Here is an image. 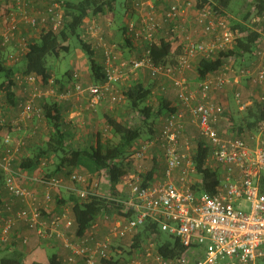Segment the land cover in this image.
Wrapping results in <instances>:
<instances>
[{
	"label": "built area",
	"instance_id": "obj_1",
	"mask_svg": "<svg viewBox=\"0 0 264 264\" xmlns=\"http://www.w3.org/2000/svg\"><path fill=\"white\" fill-rule=\"evenodd\" d=\"M173 1L163 21L159 22L155 12L144 11L145 7H154L150 0H133L134 9L143 18L140 25L128 24L129 37L134 42L145 44L144 51L137 58H124L107 40L96 19L86 21L83 37L101 51L106 81L85 87L80 82V75L75 74L70 88L59 93L52 87L38 88L42 83L34 75L18 77L24 96L19 103L20 116L15 123L20 128L26 121L43 117V110L36 105L37 99L54 97L58 101L75 99L79 102L86 94L87 110L96 111L104 99L112 103L122 102L123 96L117 87L132 73L147 70L154 80L166 77L172 82L171 87L175 89L181 106L166 118L155 136L137 141L131 149L139 168L151 151L158 150L166 161L164 179L146 181L140 174L124 177L120 183L123 188L119 189L124 199L109 197L118 212L109 226L110 238L96 239L99 224L95 222L83 237L72 241L60 231L68 219L67 215H54L45 220L38 196L24 188L20 179L37 182L50 190L65 189V181L63 178L50 181L30 178L15 170L16 156L25 148L26 141H17L8 134L4 137V149L0 151V171L5 174V186L11 196L26 202L31 211L19 212L17 219L6 220L1 231L2 243L9 241L16 220H20L40 238L55 236L62 241L69 255L62 259L61 264H100L111 255L112 240L131 239L132 248L138 229L152 223L165 234L179 238L188 254L176 260L166 259L150 239L141 245V251L122 259L119 264H264V124L257 133L246 138H222L215 125L225 117L226 109L210 98L213 91H223L233 81L239 82L244 78H250L253 84L264 88V48L256 51L255 55L262 63L255 70H235L234 63L238 59L229 57L221 70L208 75L197 84L196 91H191L186 73L192 70L193 62L198 57L212 59L230 50L239 32H235L230 21L220 17L210 5L199 8L198 0ZM0 7V20L4 23L0 45L17 48L16 53L8 55L13 64L18 63L28 49L29 37L23 33L24 28L38 31L45 27L57 34L64 27V0H0ZM169 21L170 30L165 32V37H170L173 42L178 40L176 44L182 47V53L176 65L156 66L151 60L150 49L159 43L158 33ZM161 90L165 93L167 88L161 86ZM235 99L242 106L240 92L235 94ZM259 99L264 101V96ZM4 124L5 121L0 119V125ZM187 124L195 125L200 136L209 143V167L224 169L221 187L215 195L200 194L194 189V177L197 175L193 161L195 149L193 139L185 137ZM100 179L108 181L106 177ZM90 180V174L80 172L70 177L71 182L80 186L77 194L82 201L102 195L99 190L101 181L96 179L90 184ZM47 199L50 200L49 195ZM245 202L250 204V212L244 210ZM197 247L200 250H195Z\"/></svg>",
	"mask_w": 264,
	"mask_h": 264
},
{
	"label": "trees",
	"instance_id": "obj_2",
	"mask_svg": "<svg viewBox=\"0 0 264 264\" xmlns=\"http://www.w3.org/2000/svg\"><path fill=\"white\" fill-rule=\"evenodd\" d=\"M117 1L81 0L75 2L72 0H64L65 22L63 29L56 34L48 28L43 27L37 39H29L28 49L18 63L13 64L8 61V55L13 53L14 50L12 49L13 45L6 48L0 45V92L4 95V99L9 107L18 108L20 101L23 100L22 97L18 101L16 97L17 86L18 84L20 85L18 77L34 75L41 81L43 86L49 85L54 80V85L59 87V93H64L67 88H70L74 80V75L78 73L75 72L71 75L70 72H67L62 77L56 78L53 69L48 64V60L54 54L58 55L60 52L69 53L74 41L88 58L89 71L93 82L96 85L104 83L106 81L104 64L99 58L97 47L84 39V25L88 20H97L100 16L115 13ZM150 1L154 7L152 9L145 7L144 11L152 10L155 12L157 21L162 22L174 1L158 0L164 4L160 16H158L157 0ZM198 1L199 8L210 5L220 17H226L230 21L231 28L235 32H239V36H237L235 44L230 50L221 52L212 59L202 57L196 59L198 60L195 69L196 74L198 78L204 80L208 75L221 70L229 57H236L238 60H241L256 54L258 49L257 40L264 36V0H251L249 5L250 9L248 8L247 13L243 15V22H236L231 18L230 12H234V9L231 8L233 0ZM129 4L134 6L133 2L130 3L129 1L126 5L128 6ZM133 6L132 8L134 10ZM256 19H258V22L254 21ZM170 23L171 21L167 22L165 24L167 28L164 27L158 33L159 43L153 44L150 49L151 60L156 66H174L176 65L177 58L182 53V47L176 44L179 42L178 40L173 42L170 37H165V32L170 30L168 27ZM249 23H252V27L260 33L258 34L250 29L248 26ZM128 31V26L123 27L124 37L127 38L124 40V43L127 44L126 41H128L132 45L134 39L129 37ZM25 35L27 34L25 33ZM202 39L205 40L206 38L203 37ZM65 79L69 81L67 82L68 84L63 82ZM82 85L84 86L85 84L83 83ZM152 96V85H147L143 80L131 84L124 90L123 99L133 111L137 112L142 123L137 126H130L129 124L118 121L115 116L107 115L106 121L112 137L106 141L100 139L98 145L91 144L80 149L72 148L67 144L69 135L65 131L64 116L58 103L49 101L44 103L43 108L39 107L43 110V118L51 127V138L44 147L39 148L34 154H27L19 160L16 159L13 165L14 169L17 166V171L19 172L37 173L45 158L54 157L56 159L54 161L56 164L54 170L45 175H41L42 179L46 181L61 177L69 180L75 172H80L85 175L87 172L91 175L90 184L96 179L103 177H106L110 182L111 195L102 194L103 196H91L87 201H82L80 198L75 201L72 210L77 226L76 236L83 237L102 214L110 212V209L115 207V203L109 200V197L111 199H124V196L118 189V185L131 172L135 175L140 174L146 181L158 178L156 171H145V165H142L141 168L137 167L136 170L131 169L133 167V161L128 160L132 146L137 141L150 139L159 132L157 131L158 118L166 120V118L178 110L164 96L157 97L158 104L157 108H155L154 104L150 103ZM263 124L264 101L258 98L234 118L233 135L246 138L251 134L257 133ZM6 125H8L6 121L4 125H0V135L5 130L4 127ZM9 128L11 129V127ZM116 139L118 140L116 141ZM209 154L210 147L208 144L205 141H200L196 145L193 156L199 180L195 183L194 189L200 194L208 193L215 195L218 193V188L221 185V178L217 170L209 167L207 163ZM262 186L264 188V175L262 177ZM2 203L3 201L0 198V210ZM2 220V215L0 214V223ZM150 239L155 242L157 251L166 259L176 260L189 252L179 238L165 234L157 224L152 223H148L146 226L138 229L132 248L139 252L141 251V245ZM198 249L197 247L195 250ZM126 252V249L120 246L117 248L113 246L109 258L100 261V264H119L122 259H126ZM128 254L129 256L133 255L129 251ZM1 262L2 264H24L12 259H5ZM33 264L44 263L34 262ZM49 264H61V260L57 257H52L49 259Z\"/></svg>",
	"mask_w": 264,
	"mask_h": 264
},
{
	"label": "crops",
	"instance_id": "obj_3",
	"mask_svg": "<svg viewBox=\"0 0 264 264\" xmlns=\"http://www.w3.org/2000/svg\"><path fill=\"white\" fill-rule=\"evenodd\" d=\"M130 11H132V12H130ZM247 11L248 10L242 11V13L240 15V22H243V15H245L247 13ZM125 12H126L125 21H127V23L129 21L131 22V19L137 25H140L142 23L141 20L143 17L140 16V14L137 11L133 10L132 4H129L128 6L126 5ZM113 16H114L113 14H110L107 16H100V17H98V19L96 21H98L99 24H101L100 26L102 27V29L107 33V35H109V38L106 37V38H108V40L112 39L113 41H115V40L120 39V38L123 39V43H122V45H120L119 51L123 54L124 58L127 59L128 57L133 56V55L136 56L137 53H140L144 49L145 44H141V43H138L136 41L133 42L132 45H130V43H128V41H126L127 44H125L124 40H126L127 38L124 37L125 33L123 32V27H125L126 24L123 26L122 25H115L116 22L113 23V21H115L114 20L115 18ZM257 20H254V21L258 22ZM3 25H4V23L0 20V26L2 27ZM248 26L250 29L254 30L256 33H258V34L260 33L259 31H256V29L254 27H252V23H249ZM26 29L30 30L29 27H26V28H24V31ZM38 31H40V30H38ZM38 31H37V35H35L36 39L39 37V34H40V33H38ZM257 48L258 49L264 48V36H262V38L257 40ZM0 49H1V47H0ZM98 51H99V58L101 59V61L104 64V59H103L102 53L100 50H98ZM197 61L198 60H195L193 62L192 70L188 71L186 73V78L188 80L191 91H193V92L197 90V84H199L202 81L200 78H198V76L196 74L195 69H196ZM260 63H262V62L259 59H257L256 55H253V56L245 57L241 60H238L234 64L237 66H240L242 68H249L251 70H255ZM85 70L86 71H84V68H82V70L78 71V72H80L79 74L82 77V82L85 84V86H88L89 84H91V85L95 84L93 82L92 76L90 74L89 67H86ZM78 72H76V73H78ZM72 74L73 73H71V75ZM249 79L250 78H244V79H241L239 82L233 81L223 91H213L210 94V98L212 100H214L213 102H216V103L223 105L226 109L225 117L223 119H221L220 122L215 125V129L217 130L219 136L222 138L234 137V135H233V133H234V131H233L234 130L233 129L234 118H236L239 113L243 112L247 107H249L255 99L260 98V96H259L260 92H258V90L254 89V92H247V90L249 91L251 89L250 85H252V83H253V82L251 83V81ZM63 82L67 83L69 81L67 79H65ZM171 86H172V82H171ZM252 86L256 87L255 84H253ZM257 88L259 89V87H257ZM171 89H173V90L170 92V95H168L167 98H168V100H170L172 102V104L174 106H176L177 108H180L181 103L177 97V93L173 87ZM241 90H244L246 92V94H244V96H242V106L237 104L236 99H235V94L237 92H241ZM263 90H264V88H263ZM16 93H17V96H16L17 100L18 101L21 100L23 97V90L19 84L17 86ZM42 100H43V102H42ZM42 100L36 101V105L38 107L43 108L44 103L51 101V99L49 100V98H45ZM74 101H75V99L58 101V100H56V98L53 101V102L58 103V105L62 111V114L64 116V128H65L66 132L67 131L69 132L68 133L69 137L71 136V131H70L72 129L71 123H74V121H71V120L74 119L75 116H78L81 114V112L79 113L77 110H74V108H75L74 107V105H75ZM85 104H86V102H85ZM100 110L102 112H104L106 109L104 107V108H101ZM99 114H101V115L103 114L102 116L104 117V119L106 121V117L108 114L107 110H106V112L99 113ZM19 116H20V111L18 110V108L9 107V105L7 104V102L4 99V95L0 92V119H3L6 121V123H8V125H6V127H4L5 130H3L1 132V135H0V151H3V149H4V145H3L4 137L8 134H10L16 140L23 139L26 141V139H28V141L26 143L31 144L30 145L31 147H34V145H37V146L41 145V143L39 142V138H40L39 136L43 135L41 132L42 126L44 124L47 127L49 126L47 121L44 118H41L42 120L38 119V118H33L32 120H29V121L22 123L20 128H19L18 126H15V123L18 120ZM90 117H93L92 114L90 115ZM94 119H92L90 121V122H92L91 131H92V129H96V127L98 126V123L102 122V121L96 122V119L95 120ZM40 123H41V125L43 124L41 127H40ZM190 126H191L190 124L186 125V127H187L186 131ZM9 127H11V129ZM194 127H195V125H194ZM195 128L197 129V127H195ZM31 130H32V133H29ZM38 130H39V136L37 134ZM186 131H185V137L190 138L186 135ZM197 131H198V129H197ZM94 133H95L94 145H98V142L100 140V133H98L97 131H95ZM36 134H37V136H34ZM198 135H199L198 139L192 138L193 139V145H197L200 141H205L209 146V143L200 136L199 131H198ZM47 142H48V139H47ZM22 154H21V156H24L27 154L29 155V154H31V151L29 150V148H27L25 150V154L24 155H22ZM16 159L19 160L20 158L18 159V157L16 156ZM207 163H208V160H207ZM141 165H145V168H144L145 171L154 170V171H156L158 178L164 179L165 171L167 168L166 161H165L163 155L160 152H158V150L151 151L149 153V156L147 157L146 161L141 163ZM215 170H217L219 172L220 178L222 181L223 176H224V170L220 167L218 169L215 168ZM39 172L30 173V172H23L22 171L20 173L22 175L30 177V178H34V177L42 178ZM86 174H88V173L86 172ZM196 180H194L195 183L198 182V179H196ZM69 181H70V179H69ZM20 182L24 188L28 189L29 191L35 193L38 196L39 201L41 203V212H42V215H43L45 220H47L48 218H50L54 215H59V214L65 213L67 215L68 219L65 222V225L60 228L61 233L63 232L65 234V236L72 241L79 238L78 236H75V235H74V238L69 236L70 233L75 232L74 234H76V232H77V226H76V223H75V220L73 217V210L72 209L74 207L75 201L77 199H79L78 194H77V190L79 188L76 189L70 185L69 187L65 186V189H61V190H57V189H55V190L51 189L50 190L42 184H38L37 182H32L31 180H29V182H28L24 178H21ZM104 182H108V181L103 179V182L101 184H103ZM106 184L108 185L110 183L108 182ZM220 187H221V185H220ZM122 188H123L122 185L119 184L118 189H122ZM219 188H218V192H219ZM100 194H102L101 191H100ZM48 195L50 197V200L47 199ZM0 198L3 201L2 206H1V210H0V214L2 215V219H3L2 222L0 223V260L1 261L5 260V259H12V260L22 262L24 264H33L34 262L49 264V259L52 257H57L58 259H60L62 261V259H64L66 256L69 255V250H67L64 247L61 240L56 239L55 236L51 239L50 238L42 239L37 235V233L35 231L30 230L28 225L24 221H20V220H16L15 226L11 231L9 241L6 244L2 243L1 242V231L3 229V226L5 225L6 220L11 219V218L17 219V215L19 212H30L31 207L26 202H23L19 199H15L11 196V194L8 192V190L6 189V186H5V174H3L1 171H0ZM97 221H98V219H97ZM101 231H102V229H100V230L98 229L96 231V235L98 233V235L101 236V234H99ZM97 236H96V239L99 240ZM24 240H26V243L24 242ZM100 241H103V240H100ZM131 249L134 252L133 254L137 253L136 249H134V248H131ZM51 252H53L52 255H50ZM2 253L12 254L13 257H11V258H7V256L1 257Z\"/></svg>",
	"mask_w": 264,
	"mask_h": 264
},
{
	"label": "rangeland",
	"instance_id": "obj_4",
	"mask_svg": "<svg viewBox=\"0 0 264 264\" xmlns=\"http://www.w3.org/2000/svg\"><path fill=\"white\" fill-rule=\"evenodd\" d=\"M72 1L79 2L81 0H72ZM129 1H130V3L133 2V0H118L117 1V9L115 10V13H113V15H114L113 17L115 18V19L113 18L115 20V21H113V23L116 22L115 25H122L123 26L126 24V26H128V24L130 23V21L128 23H127V21H125V19H126V12H125L126 4ZM250 3H251V0H233V2L231 4V8L234 9V12H230L232 20H234L236 22H238V21L240 22V15H241L242 11L248 10V8L250 9V7H249ZM157 5H158V16H160V13L163 10L164 4L161 1L157 0ZM0 10H1V7H0ZM131 21H132V19H131ZM99 25H101V24H99ZM2 30H3V28L0 26V33H2ZM24 32L27 34L26 36L29 37V39H36L35 35H37V31L34 32L32 30L30 31L29 29L28 30L26 29L25 31L23 30V33ZM38 33H40V31ZM105 36L109 38V35H107L106 32H105ZM108 38H107V40H108ZM88 40H90V38H88ZM111 40L112 39H110L109 41L113 45H115L116 49L120 50V45H122L123 39L120 38V39H117L115 41H113V40L111 41ZM12 49H14L13 54L16 53L17 48L15 46H13ZM142 52H143V50L140 53H137L136 56L133 55V56L128 57L127 59L137 58V56L141 55ZM8 61H9V59H8ZM48 64L53 69L54 76L56 78L62 77L67 72H70V73L78 72L79 70H82V68H84V71H86L85 68L89 67L88 58L79 49V47L77 46L75 41L72 43L71 51L69 53L60 52V54H58V55L54 54V55L50 56L49 60H48ZM236 66L237 65H235V70H239L242 68L240 66H237V67ZM18 67H19V64H18ZM79 73L80 72H78V74ZM80 79H81V84H83L82 77ZM139 80H143V82L146 83L147 85H152L154 93H153V96L151 98L150 103L154 104L155 108H157V104H158L157 103L158 102L157 97H159V96L167 97L168 95H170V92L173 90V89H171L172 87H171L170 80L167 79L166 77H162L159 80H154V79H152V77L150 76V74L147 70H141V71H138L136 73L130 74L127 81L118 85L117 89H118L119 94L123 96L124 90H126L131 84H133L134 82L139 81ZM52 81H53V84H49L47 86H43L42 84L41 85L38 84V88L43 89V87H44L45 89H49L52 87L56 92L59 91V87L54 85V80H52ZM251 83H252V81H251ZM90 85L91 84H89L88 86H90ZM252 85H253V83H252ZM252 85H250L251 89L249 91L247 90V92H254V89H255V90H258V92H260V94H259L260 97L264 96V90H263L262 86H256L255 87ZM161 86L162 87L165 86L167 88L165 93L162 92ZM85 87H87V86H85ZM257 87H259V89ZM244 92H245L244 90H241L240 93L242 94V96H244V94H246V92L245 93ZM87 97H88V95L85 94V95H83L81 101H79V102H77V100L74 101V104H75L74 110H77L79 113L81 112V114L78 116H75V118L71 120V121H74V123H71V126H72V129L70 130L71 136L68 137L67 144H69L72 148L80 149V148H85L91 144H94L95 143V137H94L95 131L100 133V139L102 141H106L107 139H110L112 137V133L108 128L107 121H105L104 117L102 116L103 114L102 115L99 114V113L106 112V110L108 113L107 115L115 116L118 119V121L125 123V124H129L130 126H137L138 124L142 123V120L139 117V115L137 114V112L133 111L124 99L122 100L121 103H112L109 99H104L102 102H100V104L98 105V108H96L97 109L96 111H89V110H87L86 104H85V102L87 101ZM50 99H51V101L52 100L54 101L55 98L49 97V100ZM104 107L106 110L104 112H102L100 109L104 108ZM91 114L96 119V122L102 121V122L98 123V126L96 127V129H92V131H91L92 122H90V121L94 118L90 117ZM164 122H165V119L158 118V120H157L158 130L157 131H159L162 128ZM41 123H40V127L43 125V124L41 125ZM48 127L45 124L42 126L41 132L43 135H41V136H39V130H38L37 134L40 137L39 138V142L41 143L40 146L34 145V147H31L30 146L31 144L26 143L25 148L26 149L29 148V150L31 151V154H34L36 151H38L39 148L44 147L47 143V139H48V141L50 140L52 132H51L50 125ZM29 133H32V130ZM67 133H69V132L67 131ZM37 134L34 136H37ZM186 135L188 137H190L191 139L192 138L198 139V137H199L197 129L192 125L187 129ZM117 140L118 139H116V141ZM17 141H19V140H17ZM27 141H28V139H26V142ZM25 148L23 150H21L22 152H19V154H17L18 159L22 157L21 156L22 153H23L22 155L25 154V150H26ZM194 148H196V145H194ZM31 154H29V155H31ZM128 160L133 161L132 162L133 167L131 169L136 170L137 169V160L133 159L132 152L129 153ZM43 161L44 162L39 169L40 175H45L46 173H50L51 171L54 170V168L56 166V164L54 162V161H56V159L54 157L45 158ZM140 166H141V164H140ZM220 168H222V167H220ZM15 169L17 170V166L15 167ZM194 179L195 180L198 179V176L196 175L194 177ZM63 180L65 181L66 187H69L71 185L76 189L80 188L79 185L74 184L73 182L69 181L68 179L63 178ZM99 180L102 183L103 180H101V179H99ZM106 183L104 182L103 184H101L99 190L101 191L102 194L107 195V194H110V184L107 185ZM243 206H244V210L246 212H250L251 208H250L249 203L245 202V203H243ZM117 216H118V212L115 211L114 208H111L110 212H106L98 218V221H96L99 224L98 229L99 230L102 229V231L99 233V234H101V236L98 235V233H97V235H98L97 237L99 240H106V239L110 238L109 226L114 221V219L117 218ZM74 233L75 232L70 233L69 236L74 238V235L76 236V234H74ZM131 242H132L131 239H125L123 241L112 240V243L114 244V246L116 248L120 246L123 249H126V251H127L125 254L126 258L129 256L128 251L134 253L131 249ZM137 253H138V251H137ZM52 254H53V252H51L50 255H52ZM2 256H7V258L13 257L12 254H6V253H2L1 257ZM0 264H2L1 260H0Z\"/></svg>",
	"mask_w": 264,
	"mask_h": 264
}]
</instances>
